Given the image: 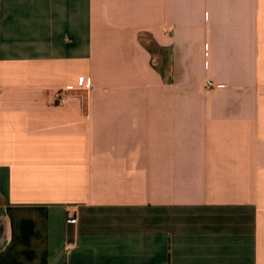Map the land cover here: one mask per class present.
<instances>
[{"label":"crops","instance_id":"1","mask_svg":"<svg viewBox=\"0 0 264 264\" xmlns=\"http://www.w3.org/2000/svg\"><path fill=\"white\" fill-rule=\"evenodd\" d=\"M0 264H264V0H0Z\"/></svg>","mask_w":264,"mask_h":264},{"label":"built area","instance_id":"2","mask_svg":"<svg viewBox=\"0 0 264 264\" xmlns=\"http://www.w3.org/2000/svg\"><path fill=\"white\" fill-rule=\"evenodd\" d=\"M90 85H91L90 78H84L80 82V87H82V88H89ZM206 87H208V88L215 87V84L212 81L208 80L206 82ZM68 219H69L70 222H75L76 221L75 211L74 210L69 211V213H68Z\"/></svg>","mask_w":264,"mask_h":264}]
</instances>
